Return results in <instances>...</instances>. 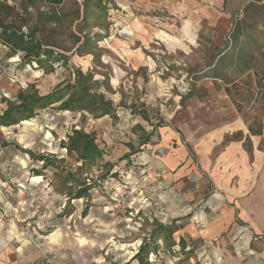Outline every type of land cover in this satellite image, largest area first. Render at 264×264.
Listing matches in <instances>:
<instances>
[{
	"label": "rangeland",
	"instance_id": "374dc122",
	"mask_svg": "<svg viewBox=\"0 0 264 264\" xmlns=\"http://www.w3.org/2000/svg\"><path fill=\"white\" fill-rule=\"evenodd\" d=\"M82 3L43 67L0 44V115L65 94L0 125V264H244L264 241L240 210L264 197V0H102L86 23ZM76 130L101 154L69 150Z\"/></svg>",
	"mask_w": 264,
	"mask_h": 264
},
{
	"label": "trees",
	"instance_id": "16d2710c",
	"mask_svg": "<svg viewBox=\"0 0 264 264\" xmlns=\"http://www.w3.org/2000/svg\"><path fill=\"white\" fill-rule=\"evenodd\" d=\"M100 1L102 0H83L82 10L84 11L83 20L85 23L87 22L89 10L101 8ZM63 4L64 0H25L18 7L16 4L11 3V0H0V44L7 49L5 56L12 58L21 53L24 62L29 64L35 62L40 67H43L45 62L51 59L50 57L53 53L51 48L53 46L51 41L53 36L46 33H56L60 27L58 24L63 22V18L67 15L61 7ZM28 6H33L34 10H29ZM40 6H44V9L41 10ZM79 9L76 10V15L79 14ZM238 32L240 34V30ZM253 43L256 47L259 46L257 41L253 40ZM226 52L227 50H224L220 54L224 56ZM247 55L252 57L253 51ZM212 65L210 64L209 67ZM80 75L84 81H92L91 75H84L81 72ZM64 95L62 90L45 95L20 92L17 100H8L7 109L0 115V125H13L21 120L29 119L34 116L37 109L46 108L62 100ZM101 99L105 108L103 115L110 114L113 109L112 102L105 100L103 96ZM71 106L70 100H67L60 105V109H70L72 108ZM75 133L76 138H71V143L68 146L69 150L76 151L81 159H87L90 155L96 157L101 154V149L97 142L94 139H90L88 134L78 130ZM86 189L80 190V195L87 193ZM158 237L159 234L155 236V238ZM182 244L185 248V243L182 242ZM146 246L147 244L144 243L134 256L140 263L144 261L142 255L146 250Z\"/></svg>",
	"mask_w": 264,
	"mask_h": 264
},
{
	"label": "crops",
	"instance_id": "0c3cea01",
	"mask_svg": "<svg viewBox=\"0 0 264 264\" xmlns=\"http://www.w3.org/2000/svg\"><path fill=\"white\" fill-rule=\"evenodd\" d=\"M255 175L257 176V174ZM257 182L255 184H257ZM252 189L248 192L245 198H248L251 195V192L253 191ZM262 189L264 190V186ZM262 198L264 200V197H259L258 201L255 202V205H250V209L248 208V210L241 204L242 202L240 203L242 219L250 226L252 233L254 232L256 238H262V235H264V201H261ZM253 243L254 244H251L250 241L247 254L240 256L239 259H242L244 264H264V241L259 239L255 240ZM3 245L4 243L0 241V249Z\"/></svg>",
	"mask_w": 264,
	"mask_h": 264
},
{
	"label": "bare ground",
	"instance_id": "6f19581e",
	"mask_svg": "<svg viewBox=\"0 0 264 264\" xmlns=\"http://www.w3.org/2000/svg\"><path fill=\"white\" fill-rule=\"evenodd\" d=\"M34 179H37L38 181H41L42 180V176H35Z\"/></svg>",
	"mask_w": 264,
	"mask_h": 264
}]
</instances>
